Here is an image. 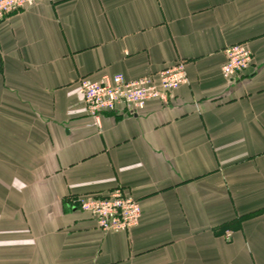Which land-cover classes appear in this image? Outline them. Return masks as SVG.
Masks as SVG:
<instances>
[{
    "label": "crops",
    "instance_id": "1",
    "mask_svg": "<svg viewBox=\"0 0 264 264\" xmlns=\"http://www.w3.org/2000/svg\"><path fill=\"white\" fill-rule=\"evenodd\" d=\"M237 42L253 61L225 77ZM179 60L166 103L96 124L81 78ZM116 187L141 203L127 231L69 201ZM0 264H264V0H36L1 22Z\"/></svg>",
    "mask_w": 264,
    "mask_h": 264
},
{
    "label": "built area",
    "instance_id": "2",
    "mask_svg": "<svg viewBox=\"0 0 264 264\" xmlns=\"http://www.w3.org/2000/svg\"><path fill=\"white\" fill-rule=\"evenodd\" d=\"M36 0H0V23L10 14L25 10ZM226 59L221 70L225 77L241 76L253 61V52L246 42H237L225 48ZM186 62L179 60L155 73L128 79L121 72L103 74L98 79L83 77L79 91L96 124L104 111H113L123 105L130 112L143 109L153 99L166 103L172 91L188 82ZM88 213L104 232L127 231L139 224L141 203L123 187L107 194L81 196L76 204ZM230 236V234H228Z\"/></svg>",
    "mask_w": 264,
    "mask_h": 264
},
{
    "label": "trees",
    "instance_id": "3",
    "mask_svg": "<svg viewBox=\"0 0 264 264\" xmlns=\"http://www.w3.org/2000/svg\"><path fill=\"white\" fill-rule=\"evenodd\" d=\"M80 197L81 196H74V197H72L73 199L71 198L72 200H70V198H69V201H74L77 204ZM248 215L240 217V218H235L231 222H228L223 228H233V227H235V224L237 225L242 219H245L247 217H251L252 216V214H248Z\"/></svg>",
    "mask_w": 264,
    "mask_h": 264
},
{
    "label": "rangeland",
    "instance_id": "4",
    "mask_svg": "<svg viewBox=\"0 0 264 264\" xmlns=\"http://www.w3.org/2000/svg\"><path fill=\"white\" fill-rule=\"evenodd\" d=\"M224 54H225V49H224ZM225 59H226V55H225ZM176 63V62H175ZM169 66V65H168ZM166 67V66H165ZM187 69V68H186ZM222 71V70H221ZM107 74V73H106ZM74 210H75V207H74ZM83 212V211H82ZM85 213V212H84ZM86 214H88V213H86ZM91 219H93L92 217H91ZM94 220V219H93ZM228 234H230L229 232L226 234V238L227 239H230V236H228Z\"/></svg>",
    "mask_w": 264,
    "mask_h": 264
}]
</instances>
